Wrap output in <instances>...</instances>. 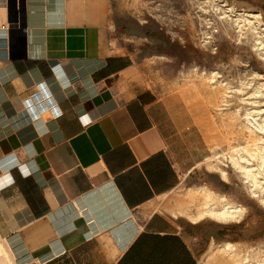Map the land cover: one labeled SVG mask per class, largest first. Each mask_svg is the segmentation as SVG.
Wrapping results in <instances>:
<instances>
[{
	"label": "crops",
	"instance_id": "obj_1",
	"mask_svg": "<svg viewBox=\"0 0 264 264\" xmlns=\"http://www.w3.org/2000/svg\"><path fill=\"white\" fill-rule=\"evenodd\" d=\"M110 4L0 0V240L20 264H198L189 228L145 207L197 171L203 136L141 88Z\"/></svg>",
	"mask_w": 264,
	"mask_h": 264
},
{
	"label": "rangeland",
	"instance_id": "obj_2",
	"mask_svg": "<svg viewBox=\"0 0 264 264\" xmlns=\"http://www.w3.org/2000/svg\"><path fill=\"white\" fill-rule=\"evenodd\" d=\"M110 3L111 17L119 31L114 47L119 50L121 45L126 46L138 67L137 81L141 88L153 98L176 96L183 101L191 110L207 148L208 159H203L197 171L181 179L171 194L145 207L146 214L160 213L189 228L188 244L198 264H243L239 260L244 256L248 261L259 257L264 262L261 194H250L229 159L243 156L254 167L258 164L257 158L250 159L242 152L255 149L253 144L257 141L247 130L254 131L248 123L252 118L247 117V122L246 114L262 127L256 129V136L264 139V46L256 42L258 37L244 18L239 21L240 28L232 18L242 16L245 11L250 13L251 22L252 15H260L263 22L264 0H110ZM228 7L233 11L227 14L230 17L222 15V10ZM258 31L264 35V28ZM218 84L224 98L219 94L216 102H211L205 94ZM212 150L218 153L216 165L226 172V182L206 168V164L215 165ZM202 188L225 195L233 205H241L244 208L241 221L220 225L204 220L193 226L179 217V211L194 212L189 199ZM223 243H232L235 256L218 248ZM0 244L6 264H20L16 252L5 241L0 240Z\"/></svg>",
	"mask_w": 264,
	"mask_h": 264
},
{
	"label": "bare ground",
	"instance_id": "obj_3",
	"mask_svg": "<svg viewBox=\"0 0 264 264\" xmlns=\"http://www.w3.org/2000/svg\"><path fill=\"white\" fill-rule=\"evenodd\" d=\"M231 9L232 8L228 7L226 10H222V15L226 16L227 14H231L233 12ZM219 10H221V9H219ZM241 13H242V16L232 17L234 20V24L237 25L238 28H240L239 21H240V19L244 18L243 20L251 25L250 29L252 30V32H254V35L258 37L256 39V42L259 43V46H261V45L264 46V41H263L264 38L262 37L264 35H262L258 31L260 28L261 29L264 28V23H263L264 21L263 22L261 21L262 18L260 19V15L259 16L258 15H256V16L252 15L253 22H251V20H249V18H248V16L250 17V15H249L250 13L248 14V12L246 13L245 11H243ZM227 17H230V15H227ZM254 23H256L257 25H255ZM260 24L263 25V28L257 27ZM261 31H263V30H261ZM259 46H257V47H259ZM212 79H213V77H212ZM221 89H222L221 84H218L214 89L211 88L210 91L207 92V94H205V95L209 99V101L216 102V100L219 97V94L221 95V99L224 98L223 94L220 93ZM245 117H246L247 122L249 120V119H247V117L252 118L251 121H249L248 123L254 129V131H252L249 128H247V130L251 135L257 137V141L253 144L255 149H253V150L245 149L244 151L242 150V152L244 154H246L250 159L255 160L257 158L258 164L256 165V167H254V165H252L249 162V160L244 158L243 156H238L237 159H234L232 156H229V159H230V162L232 163L234 169L239 173L244 184H246L247 189L250 191V194L253 196H255L256 192L261 194V196L259 197L260 198L259 201L264 206V146H263L264 139L262 137L256 136V129L262 130V127L260 125H258V122L256 121V119H254L250 114H246ZM245 130H246V127H245ZM259 143L262 144L260 147L257 146V145H259ZM211 155H212V157L216 158L214 161L215 165L206 164V168L209 171H214V172L218 173L220 175L221 179L226 182V180H227L226 172L222 168H220L216 165L219 163V160H217L218 153L215 150H212ZM206 159H208V158H206ZM214 192L209 190V188L208 189L202 188L199 190V194H196V192H195V194L193 193L194 195L189 199V204L194 209V212L189 213L186 211H179L178 212L179 217L185 219L190 225H193V226L198 225L200 222H202L204 220L205 221L206 220H208V221L212 220L213 222H216V224L218 223L220 225L238 224L241 221V217L243 215L244 208L238 204L233 205L230 201H228L226 199L225 195L216 194ZM181 206H182V204H181ZM173 217H174V214H173ZM218 248L222 252H224V254L227 253L231 256H235L233 253L234 248H233L232 243L231 244L230 243H223V245L219 246ZM256 255L254 257H256ZM239 261H241V263H243V264H263L264 263L263 261H261V259L259 257H257L255 261H248V258L246 256H244V258L240 259ZM0 264H6V257H5L3 246L1 244H0Z\"/></svg>",
	"mask_w": 264,
	"mask_h": 264
},
{
	"label": "snow or ice",
	"instance_id": "obj_4",
	"mask_svg": "<svg viewBox=\"0 0 264 264\" xmlns=\"http://www.w3.org/2000/svg\"><path fill=\"white\" fill-rule=\"evenodd\" d=\"M85 122H87V120H85Z\"/></svg>",
	"mask_w": 264,
	"mask_h": 264
},
{
	"label": "clouds",
	"instance_id": "obj_5",
	"mask_svg": "<svg viewBox=\"0 0 264 264\" xmlns=\"http://www.w3.org/2000/svg\"><path fill=\"white\" fill-rule=\"evenodd\" d=\"M14 182V181H13Z\"/></svg>",
	"mask_w": 264,
	"mask_h": 264
},
{
	"label": "water",
	"instance_id": "obj_6",
	"mask_svg": "<svg viewBox=\"0 0 264 264\" xmlns=\"http://www.w3.org/2000/svg\"><path fill=\"white\" fill-rule=\"evenodd\" d=\"M13 34V33H12Z\"/></svg>",
	"mask_w": 264,
	"mask_h": 264
}]
</instances>
